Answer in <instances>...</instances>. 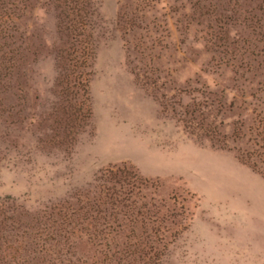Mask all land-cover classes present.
<instances>
[{"label":"rangeland","instance_id":"rangeland-1","mask_svg":"<svg viewBox=\"0 0 264 264\" xmlns=\"http://www.w3.org/2000/svg\"><path fill=\"white\" fill-rule=\"evenodd\" d=\"M261 180L264 0H0L7 260L264 264Z\"/></svg>","mask_w":264,"mask_h":264},{"label":"trees","instance_id":"trees-1","mask_svg":"<svg viewBox=\"0 0 264 264\" xmlns=\"http://www.w3.org/2000/svg\"><path fill=\"white\" fill-rule=\"evenodd\" d=\"M3 206V202H0V209H2ZM7 221L9 222H12L11 221V217L8 218L7 216H5L2 211H0V243L3 245V243H5L6 241H10L8 240L9 238V233L12 231V228H11V224H7ZM16 237H18V235H16ZM23 237V235L19 236V238H15L14 241L20 243L22 242L23 240H21ZM40 239V237H38ZM50 249V248H49ZM45 248L44 249V253L43 254H46L47 256H49V258L51 256H54V254L52 252H50V250ZM118 253V256L120 255V257L118 258V256L116 255ZM66 255V253H65ZM132 255H137V253L129 250L128 248H126L125 250H123L122 252H114L112 254V256H115V264H120V260L122 259L121 256H123V259H126L128 258L129 256H132ZM65 257V264H81V261L79 258L77 257H74V255L70 254L69 256H64ZM68 257H73V259H70ZM126 257V258H125ZM7 256L6 255H2V253H0V264H20L19 262L15 261V258L13 257H10L9 260H7ZM118 258V259H117ZM106 260V259H105ZM22 264V263H21Z\"/></svg>","mask_w":264,"mask_h":264},{"label":"crops","instance_id":"crops-1","mask_svg":"<svg viewBox=\"0 0 264 264\" xmlns=\"http://www.w3.org/2000/svg\"><path fill=\"white\" fill-rule=\"evenodd\" d=\"M194 149L197 150L198 152L202 153V154H204V153H207V154L208 153H211V155H214L217 158L225 159L226 162L229 164L228 167H230V169L236 170L238 172H244V173H246V174H248V175H250L252 177H255V178L257 177L258 178V176H256V175L254 176V174L251 173L247 168H245L244 166H241L240 164L236 163V161L234 159H232V158L229 159L228 157H224V156L221 157L220 154H218V153H216L214 151H210V150H201V149H198L196 147H194ZM261 181L264 182L263 180H261ZM220 192H224V194L226 196L230 197L231 189L229 188L228 185H225L224 189H222V191H220Z\"/></svg>","mask_w":264,"mask_h":264}]
</instances>
